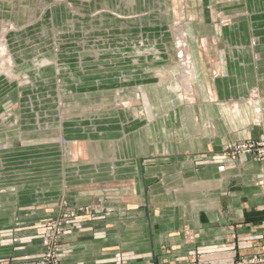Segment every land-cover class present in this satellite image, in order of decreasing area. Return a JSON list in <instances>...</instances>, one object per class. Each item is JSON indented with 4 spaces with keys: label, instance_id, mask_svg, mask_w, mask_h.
<instances>
[{
    "label": "rangeland",
    "instance_id": "obj_1",
    "mask_svg": "<svg viewBox=\"0 0 264 264\" xmlns=\"http://www.w3.org/2000/svg\"><path fill=\"white\" fill-rule=\"evenodd\" d=\"M12 2L4 7L0 3V42H4L7 63H11V73L0 72V146H5L0 149V249L17 231L34 232L14 235L12 240L21 243L19 249L34 238L40 240L42 249L37 255L0 259L40 256L48 241L58 237L57 253L62 264L65 251L70 250L66 235L78 226L76 222L90 218L93 212H106L107 202L113 200L106 186L109 182L90 183L86 188L96 201L81 205L66 198L55 171L62 163L70 168L95 161L89 157L85 141L97 142L98 136L115 130L114 116L127 124L158 122L160 144L169 146L165 152H171L179 123H202L217 115L231 118L236 116L235 102L253 100L259 104L262 98L255 87L247 96L225 100L213 94L204 100L195 92L194 82L192 92L186 91L172 31L183 25L189 47H196L210 68L211 59L218 56L216 48L221 46L215 42V29L240 25L244 30L248 25L245 33L231 34L233 41H246L244 46L258 44L249 25L253 16L264 15V0ZM209 74L214 76L211 69ZM207 104L218 106L217 112L210 113ZM114 110L119 113L114 114ZM257 112L259 118L254 124L262 126L260 107ZM195 131L199 133V127ZM260 131L256 140L232 142L223 154H214L210 160L249 154L264 169V128ZM79 135L83 137L77 138ZM74 140L81 141L79 152ZM114 143V154L122 156L123 136L116 137ZM146 144L152 148L156 143ZM100 147L96 150L92 146L93 152L104 154L97 156L99 160H108L110 147L104 142ZM153 149L142 159L148 162V168L156 165V152H162ZM49 160L55 162V170L38 167ZM30 164L37 167L33 169ZM49 173L53 178L50 183L44 182ZM254 182L264 184V176ZM71 186V190L77 187Z\"/></svg>",
    "mask_w": 264,
    "mask_h": 264
},
{
    "label": "crops",
    "instance_id": "obj_2",
    "mask_svg": "<svg viewBox=\"0 0 264 264\" xmlns=\"http://www.w3.org/2000/svg\"><path fill=\"white\" fill-rule=\"evenodd\" d=\"M12 1L0 0V3L4 7L6 2L12 5ZM249 27L258 38V44L253 46H244L246 41H233L231 35L245 33L248 25L244 30L240 25L213 29L217 31L215 42L222 47L216 48L218 56L211 59L210 68L199 57L196 47L190 44L189 50L191 48V57L193 55L198 96L204 100L209 94L219 100L241 98L255 87L262 97L259 104L253 100L235 102L233 113L236 116L231 118L217 115L215 119L197 124L177 122L178 133L175 132L171 152H165L169 146L160 144L158 122L127 124L114 116L115 130L98 136L97 142L91 140L94 142L90 143L97 146L85 141L88 155L95 161L70 168L62 163L56 169L52 168L57 167L55 162L49 160L38 166L49 171L56 169L64 195L77 204L96 201L91 196L93 192L86 187L100 180L109 182L106 186L113 194L103 215L93 212L90 218L82 217L76 222L78 226L66 235V247L70 250L65 251L62 264H175L192 259H197L196 264H232L240 256L263 250L264 184L254 182L264 176L262 164L249 154L210 160L214 154H223L224 148L232 142L256 140L260 129L264 128V71L261 67L264 66V15L253 16ZM182 28L187 39L188 31L186 34L187 29L183 25ZM209 69L214 72L213 77ZM155 88L157 92L158 86ZM206 107L210 113H216L219 108L213 104ZM258 107L262 126L254 124L259 118ZM119 136H123L124 146L122 153L119 152L122 156L117 157L114 141ZM146 141L155 142L156 151H162L156 152V165L149 168L148 162L142 159L147 151L154 149L147 148ZM72 142L79 152L81 141ZM103 142L110 148L106 155L108 160L101 161L97 158L101 153L93 152L92 146L97 150ZM2 148L5 146H0L4 150ZM30 165L33 169L37 167ZM49 175L44 182L50 183L52 174ZM71 185L78 188L71 190ZM20 234L34 232L12 233L6 246H1L0 258L37 255L41 251L42 244L37 238L19 249L17 246L21 243H15L12 238Z\"/></svg>",
    "mask_w": 264,
    "mask_h": 264
},
{
    "label": "bare ground",
    "instance_id": "obj_3",
    "mask_svg": "<svg viewBox=\"0 0 264 264\" xmlns=\"http://www.w3.org/2000/svg\"><path fill=\"white\" fill-rule=\"evenodd\" d=\"M172 37L178 55L179 63L182 69L181 78L182 80H185V83H183L184 89L186 91L191 90L192 92V83L195 80V67L191 57V52L189 50V45L185 37L184 28H182V26L177 27L175 30L172 31ZM7 54L8 53L6 51V46L4 45V42H0V72L11 73V63H7ZM191 92L189 91V93Z\"/></svg>",
    "mask_w": 264,
    "mask_h": 264
},
{
    "label": "built area",
    "instance_id": "obj_4",
    "mask_svg": "<svg viewBox=\"0 0 264 264\" xmlns=\"http://www.w3.org/2000/svg\"><path fill=\"white\" fill-rule=\"evenodd\" d=\"M246 147V146H245ZM249 147H253L252 144ZM57 238L50 239L48 246L42 255L33 258H11L0 259V264H61L60 256L57 253ZM233 264H264V248L261 252L246 255L238 258Z\"/></svg>",
    "mask_w": 264,
    "mask_h": 264
}]
</instances>
